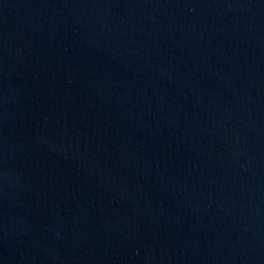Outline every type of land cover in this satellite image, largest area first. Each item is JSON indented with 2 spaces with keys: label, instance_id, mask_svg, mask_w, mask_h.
<instances>
[{
  "label": "water",
  "instance_id": "water-1",
  "mask_svg": "<svg viewBox=\"0 0 264 264\" xmlns=\"http://www.w3.org/2000/svg\"><path fill=\"white\" fill-rule=\"evenodd\" d=\"M0 264H264V0H0Z\"/></svg>",
  "mask_w": 264,
  "mask_h": 264
}]
</instances>
